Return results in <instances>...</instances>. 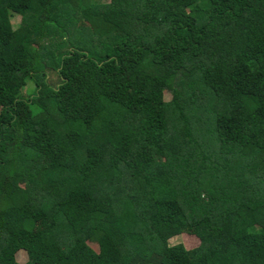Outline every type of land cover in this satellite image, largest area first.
Segmentation results:
<instances>
[{
    "label": "trees",
    "instance_id": "16d2710c",
    "mask_svg": "<svg viewBox=\"0 0 264 264\" xmlns=\"http://www.w3.org/2000/svg\"><path fill=\"white\" fill-rule=\"evenodd\" d=\"M21 251L264 264V0H0V264Z\"/></svg>",
    "mask_w": 264,
    "mask_h": 264
},
{
    "label": "rangeland",
    "instance_id": "374dc122",
    "mask_svg": "<svg viewBox=\"0 0 264 264\" xmlns=\"http://www.w3.org/2000/svg\"><path fill=\"white\" fill-rule=\"evenodd\" d=\"M99 3H109L110 0H97ZM20 22V17L18 16H13L11 18V23L12 26L17 27L18 23ZM87 49H89L90 51H92V48L90 45H84ZM56 76L54 75L52 77V80H55ZM34 90V85H32V83L27 84V86L24 87L23 89V93L25 94H29L30 92H32ZM165 99L167 102H170L172 100V95L171 93H166L165 95ZM169 244L171 246H176V245H184L188 250H192L194 248H197L199 246V241L193 237V236H189V235H183L180 237H175L172 240L169 241ZM17 261L20 264H25L28 261V256L26 254L25 251H21L17 256Z\"/></svg>",
    "mask_w": 264,
    "mask_h": 264
}]
</instances>
